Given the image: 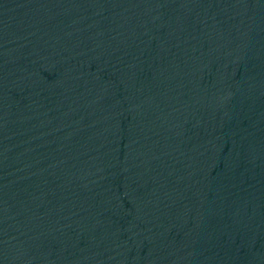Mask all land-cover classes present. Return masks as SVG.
<instances>
[{
	"label": "water",
	"instance_id": "1",
	"mask_svg": "<svg viewBox=\"0 0 264 264\" xmlns=\"http://www.w3.org/2000/svg\"><path fill=\"white\" fill-rule=\"evenodd\" d=\"M0 264H264V0H0Z\"/></svg>",
	"mask_w": 264,
	"mask_h": 264
}]
</instances>
